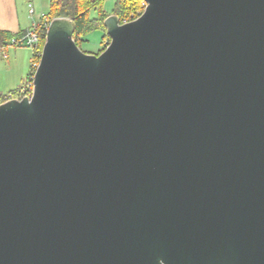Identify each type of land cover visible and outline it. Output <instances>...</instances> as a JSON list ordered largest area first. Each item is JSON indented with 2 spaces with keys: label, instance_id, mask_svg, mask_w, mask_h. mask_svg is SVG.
<instances>
[{
  "label": "water",
  "instance_id": "95a60500",
  "mask_svg": "<svg viewBox=\"0 0 264 264\" xmlns=\"http://www.w3.org/2000/svg\"><path fill=\"white\" fill-rule=\"evenodd\" d=\"M143 1L0 104V264H264V0Z\"/></svg>",
  "mask_w": 264,
  "mask_h": 264
},
{
  "label": "trees",
  "instance_id": "16d2710c",
  "mask_svg": "<svg viewBox=\"0 0 264 264\" xmlns=\"http://www.w3.org/2000/svg\"><path fill=\"white\" fill-rule=\"evenodd\" d=\"M106 2L107 0H50L48 13H46L45 18H41L37 22V27L41 29L43 34L42 44L45 42V35L47 33L46 25L60 18L70 19L75 23L76 32L74 40L80 48L82 43L86 41L84 39L85 36L94 31L102 33V40L106 39L110 43L111 39L105 26V21L109 16H118L120 23L124 24L137 19L143 11L141 6L142 0H116L112 13H108L105 10ZM26 31L23 30L15 34L0 29V47ZM106 47L101 49L96 55L101 54ZM17 90L10 93L17 94ZM4 98L5 95H0V104L4 102Z\"/></svg>",
  "mask_w": 264,
  "mask_h": 264
},
{
  "label": "rangeland",
  "instance_id": "374dc122",
  "mask_svg": "<svg viewBox=\"0 0 264 264\" xmlns=\"http://www.w3.org/2000/svg\"><path fill=\"white\" fill-rule=\"evenodd\" d=\"M18 2L20 7L23 6V9L19 7L23 29L45 18L42 15H46L50 7V0H18ZM115 2L116 0H107L105 3V10L108 13L113 12ZM31 8L35 12L33 15L28 13ZM84 39L86 41L82 43L81 50L88 54H96L109 45L106 39L102 40V33L98 31L88 33ZM5 53L8 55L7 58L0 54V95L6 96L22 87L27 81L31 71L33 49L25 46H9Z\"/></svg>",
  "mask_w": 264,
  "mask_h": 264
},
{
  "label": "built area",
  "instance_id": "2783aa9c",
  "mask_svg": "<svg viewBox=\"0 0 264 264\" xmlns=\"http://www.w3.org/2000/svg\"><path fill=\"white\" fill-rule=\"evenodd\" d=\"M142 8L145 10L147 7V3L142 0ZM30 14H34V10L30 11ZM42 17H45V15H42ZM48 25H46V32L48 30ZM43 40V34L41 32V29L37 27V24L34 23L33 26L28 29L25 33L21 34L20 36L13 38L11 41L6 43L4 46L0 47V54L4 57L7 58V48L9 46H25V47H30L33 49V59H32V64H31V71L29 73V76L27 78V81L25 84L20 87L17 90V94L14 93H9L8 95L5 96L4 102L14 100V99H23L25 97L31 98L32 93H33V81H34V76L35 73L40 65L41 57H42V52H43V47L44 44H42ZM45 41H46V35H45ZM3 102V103H4Z\"/></svg>",
  "mask_w": 264,
  "mask_h": 264
},
{
  "label": "crops",
  "instance_id": "0c3cea01",
  "mask_svg": "<svg viewBox=\"0 0 264 264\" xmlns=\"http://www.w3.org/2000/svg\"><path fill=\"white\" fill-rule=\"evenodd\" d=\"M19 7L20 5H19L18 0H0V29L1 30L10 31V32L17 34L20 31L28 30L33 26L34 23L25 27L26 29H23ZM20 8L23 9V6ZM31 10H33V8L29 10L28 12L29 14Z\"/></svg>",
  "mask_w": 264,
  "mask_h": 264
}]
</instances>
